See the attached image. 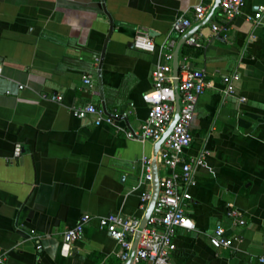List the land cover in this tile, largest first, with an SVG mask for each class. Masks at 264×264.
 Masks as SVG:
<instances>
[{
  "label": "crops",
  "instance_id": "obj_1",
  "mask_svg": "<svg viewBox=\"0 0 264 264\" xmlns=\"http://www.w3.org/2000/svg\"><path fill=\"white\" fill-rule=\"evenodd\" d=\"M198 2L0 0V255L5 264L126 263L120 245L96 219L84 225L67 256L60 251L62 234L84 213L142 214L140 197L149 192V184L141 182L142 157L161 146L155 150L156 142L126 132L138 130L146 118L141 94L152 87V69L166 52L173 55L184 34L171 33L172 21L181 14L192 18ZM255 12L259 19L247 18ZM212 21L225 22L218 7L204 24L192 19L189 29L198 26L193 33L200 34L201 46L185 40L178 50L180 62L188 56L210 81L197 100L185 155L207 153L194 169L196 184L188 188L191 199L185 204L196 229H176L168 264H259L257 257L264 254V0H246L225 38L213 35ZM141 33L154 42L153 51L133 46ZM233 74L238 76L234 90L224 94L222 77ZM87 76L90 83H84ZM87 103L131 112L115 125H96L94 115H72V108ZM16 143L22 152L13 158ZM156 171H165L159 162ZM231 208L239 215H229ZM217 225L233 238L231 248L210 244L208 234Z\"/></svg>",
  "mask_w": 264,
  "mask_h": 264
},
{
  "label": "built area",
  "instance_id": "obj_2",
  "mask_svg": "<svg viewBox=\"0 0 264 264\" xmlns=\"http://www.w3.org/2000/svg\"><path fill=\"white\" fill-rule=\"evenodd\" d=\"M214 0L204 3L199 0L193 6V17L185 14L177 16L171 23L172 34H183L191 26L192 19L201 21L206 13L212 7ZM246 0H220L218 8L224 23L211 22L210 29L213 35L227 36L228 24L238 16ZM263 9V8H261ZM248 19H259L260 12H255L247 16ZM200 34L192 33L186 39L189 45L201 46L199 41ZM173 40L169 45L172 47ZM133 46L137 49L153 51L155 44L147 34H138ZM171 52L163 55V62L155 65L151 72L152 87L141 94V99L148 106L146 118L140 124L138 130L127 131L126 135L130 138L139 140H151L157 142L169 126L175 112V91L173 80L178 82L179 93V112L178 118L171 131L161 143V150L150 156L142 157L144 173L141 182L149 184V192H143L140 197L139 208L142 212L140 216H125L120 212L108 213L103 216H92L84 213L80 216L78 222L66 229L62 234L60 251L67 256L72 249L73 243L80 239L83 234L84 225L92 219H96L98 227L105 230L122 248L120 257L126 261L131 253L134 242V236L138 231L142 217L148 207L152 192V161L159 162L164 172L158 174V194L156 196L152 210L146 220L144 227L140 230L136 248L133 253L131 264H168L170 255L175 249L173 240L176 229L195 230V222L186 214V201L191 199L188 191L190 186L196 184L194 178V169L203 165L206 150L200 151L196 155H185L186 149L192 142L190 131L191 121L194 116L197 100L203 93L206 86L210 85L207 79V73L203 68L192 67L188 56H184L179 61L178 72L176 76L172 74ZM237 74L224 75V94H230L234 90L233 79H237ZM84 83H90L89 76L84 78ZM54 99L60 101L61 95L56 94ZM243 99V98H242ZM72 115L77 118H84L87 115L95 116V124L101 123L115 125L117 121L127 118L131 110L122 112H108L102 106H96L87 103L83 106L72 108ZM22 146L16 143L12 150V157L21 155ZM229 215L238 216V211L231 208ZM243 224L244 220H238ZM210 244L214 248H231L233 238L225 234V228L217 225L214 230L208 234ZM40 247V245H38ZM259 264H264V254L257 257ZM0 264H5V257L0 255Z\"/></svg>",
  "mask_w": 264,
  "mask_h": 264
},
{
  "label": "water",
  "instance_id": "obj_3",
  "mask_svg": "<svg viewBox=\"0 0 264 264\" xmlns=\"http://www.w3.org/2000/svg\"><path fill=\"white\" fill-rule=\"evenodd\" d=\"M220 0H215L213 6L211 7L210 11L208 12V14L205 16V18L203 20H201V24H204L205 22L209 21V19L212 17V14L214 13L215 9L218 7ZM198 26H194L191 29H188L180 38V40L178 41V44L173 52V59H172V74L173 76L177 75L178 72V66H179V60H178V50L180 48V45L187 39V37L189 35H191L195 29H197ZM173 85H174V91H175V112H174V116L172 118V121L170 122L169 126L167 127L166 131L163 133V135L161 136V138L155 143V150H158V148L160 147L161 143L163 142V140L166 138V136L169 134V132L171 131L173 125L176 122V119L178 118V112H179V93H178V82L176 79L173 80ZM158 174L156 171V161L153 160L152 161V192H151V199L149 201L148 207L142 217L141 223L139 225L138 231L136 232L135 236H134V242H133V246L131 249V253L128 257V259L126 260L125 264H131L132 261V257H133V253L134 250L136 248V244L139 238V233L140 230L144 227L146 220L152 210V207L154 205L156 196L158 194ZM61 216H59L60 218Z\"/></svg>",
  "mask_w": 264,
  "mask_h": 264
},
{
  "label": "trees",
  "instance_id": "obj_4",
  "mask_svg": "<svg viewBox=\"0 0 264 264\" xmlns=\"http://www.w3.org/2000/svg\"><path fill=\"white\" fill-rule=\"evenodd\" d=\"M187 52H188V50L185 51V53H187ZM199 52H200V50L197 49V50L195 51V54H199Z\"/></svg>",
  "mask_w": 264,
  "mask_h": 264
},
{
  "label": "rangeland",
  "instance_id": "obj_5",
  "mask_svg": "<svg viewBox=\"0 0 264 264\" xmlns=\"http://www.w3.org/2000/svg\"><path fill=\"white\" fill-rule=\"evenodd\" d=\"M161 174H162V172H161Z\"/></svg>",
  "mask_w": 264,
  "mask_h": 264
}]
</instances>
